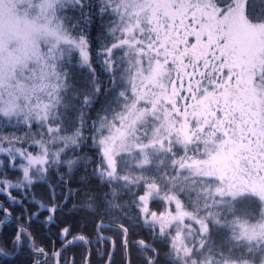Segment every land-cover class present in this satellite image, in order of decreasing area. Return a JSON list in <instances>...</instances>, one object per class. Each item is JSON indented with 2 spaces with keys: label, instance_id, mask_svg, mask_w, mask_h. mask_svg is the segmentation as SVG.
<instances>
[{
  "label": "snow or ice",
  "instance_id": "1",
  "mask_svg": "<svg viewBox=\"0 0 264 264\" xmlns=\"http://www.w3.org/2000/svg\"><path fill=\"white\" fill-rule=\"evenodd\" d=\"M79 245L264 264V0H0V264Z\"/></svg>",
  "mask_w": 264,
  "mask_h": 264
},
{
  "label": "trees",
  "instance_id": "2",
  "mask_svg": "<svg viewBox=\"0 0 264 264\" xmlns=\"http://www.w3.org/2000/svg\"><path fill=\"white\" fill-rule=\"evenodd\" d=\"M92 3L95 4V0H92ZM99 18L94 21V25L89 28V32L93 35L98 33L99 30ZM74 65H70L72 67ZM77 71H79L77 69ZM37 195L42 194L44 189L43 188H37L36 190ZM61 220L65 223L71 224L74 229L76 230H84L87 232L92 231L91 223L90 221L88 222L87 228L84 227L86 220L81 218L80 216H73L71 214H66L61 217ZM58 226H53L50 230L45 228L43 232L41 233V236L43 237H49L51 236L52 238H55V235L57 233ZM104 235L106 236H111L112 232L110 230H105ZM104 247L101 246L99 252L97 251L96 248H92L90 252V264H102L101 261V254L104 251ZM66 256L68 257H75L76 264H85V256L88 255V253L85 251L83 245L75 246L71 250L67 251ZM115 264H122V257L119 254V252L116 253V255L113 257Z\"/></svg>",
  "mask_w": 264,
  "mask_h": 264
}]
</instances>
